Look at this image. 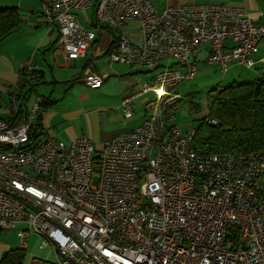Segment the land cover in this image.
<instances>
[{
  "label": "built area",
  "instance_id": "1",
  "mask_svg": "<svg viewBox=\"0 0 264 264\" xmlns=\"http://www.w3.org/2000/svg\"><path fill=\"white\" fill-rule=\"evenodd\" d=\"M40 3L67 59L86 57L106 26L118 31L111 61L153 71L123 99L125 115L134 114L135 97H152L141 124L98 149L85 136L71 142L45 136L44 98L27 110L19 104L26 75L20 72L10 109L14 116L26 112L18 121L0 117V230L22 223L21 247L32 235L51 246L54 259L30 264H264V151H200L195 129L175 122L179 87L195 78L201 47L208 49L206 62L224 72L233 62L252 67L264 23L256 24L244 6L222 2ZM91 7L90 28L79 13ZM130 23L140 24L139 33L124 31ZM169 59L174 63L167 65ZM22 70L30 72L32 61ZM83 80L99 87L104 75L91 71Z\"/></svg>",
  "mask_w": 264,
  "mask_h": 264
},
{
  "label": "crops",
  "instance_id": "2",
  "mask_svg": "<svg viewBox=\"0 0 264 264\" xmlns=\"http://www.w3.org/2000/svg\"><path fill=\"white\" fill-rule=\"evenodd\" d=\"M193 2H222L244 6L256 24L264 23V0H166L162 4L160 2L159 7ZM2 8H16L21 23L9 35L0 39V117L9 118L13 115L10 109L12 90L19 86L22 69L32 61V84H35L33 93L49 100V105L44 111L42 105L40 112L45 136L66 142L85 136L101 149L106 140L135 128L145 120L148 113L144 104L152 97L151 93L134 98L135 112L132 115H125L120 107L123 99L138 91L142 83L153 78L154 73L126 63L101 68L100 65L106 62L118 63L109 58L104 60V56L109 57L114 34L108 35L105 30L99 32L98 40L91 45L86 57L69 60L58 44L57 27L49 25L40 12V0H0ZM203 51L206 53V61L208 49L203 46L195 57L196 63ZM263 57L264 39L253 54L255 64L248 67L255 69V79L264 76ZM52 60L55 64H52ZM91 71L104 75L101 86L92 87L84 82L85 74ZM83 82L87 87L83 86ZM42 84L47 91L38 90ZM28 102L26 110L29 109ZM11 246L8 241H0V258L12 249ZM17 247H21L20 240Z\"/></svg>",
  "mask_w": 264,
  "mask_h": 264
},
{
  "label": "trees",
  "instance_id": "3",
  "mask_svg": "<svg viewBox=\"0 0 264 264\" xmlns=\"http://www.w3.org/2000/svg\"><path fill=\"white\" fill-rule=\"evenodd\" d=\"M20 23L21 17L16 8L0 9V39L9 35ZM106 29L115 30L105 26L104 30ZM117 37L114 34L108 53L116 49ZM21 73L26 74L21 84L22 104L25 106L35 89V84H32V70L28 73L22 70ZM211 96L207 115L215 118L218 123H209L203 116L200 125L195 129L196 148L212 153L264 151V76L253 81L233 82L223 88L214 89ZM42 105L44 111L49 105V100H44ZM25 112L21 109L18 115L6 119L18 121ZM26 262L27 251L22 247L8 250L0 258V264Z\"/></svg>",
  "mask_w": 264,
  "mask_h": 264
},
{
  "label": "rangeland",
  "instance_id": "4",
  "mask_svg": "<svg viewBox=\"0 0 264 264\" xmlns=\"http://www.w3.org/2000/svg\"><path fill=\"white\" fill-rule=\"evenodd\" d=\"M157 6H160V2L154 0ZM162 4V2H161ZM41 8V3H40ZM160 8V7H159ZM94 16V8L91 7L86 12L79 13L80 20L86 27H90L89 19H92ZM91 28V27H90ZM124 31H127L131 35L137 34L140 31L139 23H130L123 26ZM106 33L112 35L113 33L117 35V30L106 29ZM138 39V38H137ZM205 51L199 54L197 59L198 72L195 75V78L192 80H187L179 87V91L182 96L180 101L179 109L176 112L175 122L181 127L183 131L196 129L204 115L209 112V104L212 100V92L214 89H220L226 85L233 82H246L253 81L256 78L255 69L248 68L245 65H239L238 63H229V70L224 72L221 69V66L218 64H208L205 59ZM60 57V56H58ZM106 61L107 55L104 56ZM60 60V59H59ZM109 60V59H108ZM55 64V61L52 60ZM167 65L174 63L173 60L169 59L166 62ZM120 63L106 62V64H101L100 67L109 66V65H119ZM57 67V65H56ZM70 68V67H68ZM57 69V68H56ZM80 69V68H79ZM83 86L87 85L83 82ZM40 92L47 91L44 88V84L38 86ZM39 95L33 93L29 98V109H31L34 102L37 101ZM22 100L19 101V104ZM140 100L138 101V103ZM122 106V105H121ZM139 106V105H138ZM121 108V107H120ZM145 108V104H144ZM122 110V109H121ZM114 111V110H113ZM94 182H97V178H94ZM25 224H18L17 228L9 229L7 231L0 230V241H8L12 244V248L17 247L19 242V228H23ZM42 237L32 235L29 239V247L27 251V262L29 264L31 259H54V253L51 246H41Z\"/></svg>",
  "mask_w": 264,
  "mask_h": 264
}]
</instances>
